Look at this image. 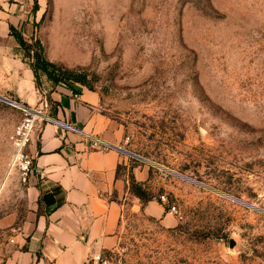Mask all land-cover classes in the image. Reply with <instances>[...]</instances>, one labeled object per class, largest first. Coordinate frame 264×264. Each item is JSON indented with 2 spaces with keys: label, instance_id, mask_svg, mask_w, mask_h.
I'll list each match as a JSON object with an SVG mask.
<instances>
[{
  "label": "rangeland",
  "instance_id": "obj_1",
  "mask_svg": "<svg viewBox=\"0 0 264 264\" xmlns=\"http://www.w3.org/2000/svg\"><path fill=\"white\" fill-rule=\"evenodd\" d=\"M11 25L81 76L59 85L96 92L147 160L130 155L163 214L126 210L109 264H264V0H0V61L29 65ZM53 84L40 73L38 94ZM0 95L19 104L0 99L2 217L25 210L13 135L28 106Z\"/></svg>",
  "mask_w": 264,
  "mask_h": 264
},
{
  "label": "crops",
  "instance_id": "obj_2",
  "mask_svg": "<svg viewBox=\"0 0 264 264\" xmlns=\"http://www.w3.org/2000/svg\"><path fill=\"white\" fill-rule=\"evenodd\" d=\"M13 42L20 47L11 36ZM0 79L7 85L0 89L13 92L28 107H36L48 92L49 116L110 145L93 149L84 135L44 120L28 147L34 173L26 180L25 210L0 217V252L6 254L0 264H91L93 257L118 247L126 210L163 214L154 200L143 205L130 190L131 177L145 182L149 168H131V156L116 148L126 149L122 131L102 112L96 92L80 88L76 93L66 85H52L38 94L31 67L9 53L0 61ZM56 185L63 188L65 201L46 214L39 204L41 193Z\"/></svg>",
  "mask_w": 264,
  "mask_h": 264
},
{
  "label": "trees",
  "instance_id": "obj_3",
  "mask_svg": "<svg viewBox=\"0 0 264 264\" xmlns=\"http://www.w3.org/2000/svg\"><path fill=\"white\" fill-rule=\"evenodd\" d=\"M35 9H38L37 4ZM10 30L20 47L24 50L25 57L32 58L29 65L34 73L36 81L39 79V74L43 73L54 83V86L62 83L67 84L70 80L85 85V80L74 71L64 69L62 66L50 61L46 57L44 46L39 39H35L34 43H31L25 39L13 25L10 26ZM33 47H35L34 55H31V51L34 49ZM69 87L76 93L80 91V88L73 84H70ZM130 190L141 199L143 205L154 199L153 195H151L141 183L137 182L134 177H131L130 179ZM64 201V190L61 186L56 185L51 190L42 191L39 204L46 214H50L56 208L61 206Z\"/></svg>",
  "mask_w": 264,
  "mask_h": 264
},
{
  "label": "built area",
  "instance_id": "obj_4",
  "mask_svg": "<svg viewBox=\"0 0 264 264\" xmlns=\"http://www.w3.org/2000/svg\"><path fill=\"white\" fill-rule=\"evenodd\" d=\"M42 107L36 106L33 109L35 112H31L28 110L26 106H21L26 112V117L24 120L17 126L15 133L13 135V143L15 149L18 153V158L20 160V170L26 180L28 176L34 173V162L32 157L29 155L27 147L32 140V134L34 133L36 127H40L38 123V119L41 118L45 121L54 120L47 113L43 112L44 108L49 107V102L47 99H43L41 101ZM60 125H62L66 130L84 135L87 139L90 140V147L93 149L98 148H109V144L105 142L102 138L95 136L93 134H89L83 132L80 128L75 125L68 124L59 120H54ZM162 199H165V196H162ZM172 212L177 213V209L175 206L171 208ZM109 254L100 253L97 256L93 257L91 260V264H109Z\"/></svg>",
  "mask_w": 264,
  "mask_h": 264
},
{
  "label": "water",
  "instance_id": "obj_5",
  "mask_svg": "<svg viewBox=\"0 0 264 264\" xmlns=\"http://www.w3.org/2000/svg\"><path fill=\"white\" fill-rule=\"evenodd\" d=\"M0 99H3V100H5V101H7V102H10V103H12V104H14V105H19L18 103L14 102V101H12V100H10V99H8V98H5V97H3V96H1V95H0ZM27 108H28V110H30L31 112H35V110H34L33 108H31V107H27ZM116 148H118L119 150H121V151L125 152L126 154H129V155H131V156H133V157H136V158H138V159H142V160L147 161L146 159H144V158H142V157H140V156H138V155L132 153L131 151H128V150L123 149V148H121V147H116Z\"/></svg>",
  "mask_w": 264,
  "mask_h": 264
}]
</instances>
